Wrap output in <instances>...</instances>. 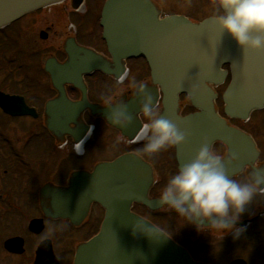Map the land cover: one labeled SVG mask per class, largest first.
Masks as SVG:
<instances>
[{
	"label": "flooded vegetation",
	"instance_id": "1",
	"mask_svg": "<svg viewBox=\"0 0 264 264\" xmlns=\"http://www.w3.org/2000/svg\"><path fill=\"white\" fill-rule=\"evenodd\" d=\"M105 1L62 0L0 28V73H4L0 74V93L12 96L15 100L4 101L9 103L12 110L22 112L13 114L6 111L0 101V252L7 258L21 260L23 264H34L37 248L43 240H50L59 264H74L79 246L99 231L106 208L97 201L89 205L85 216L77 223L69 218L52 216L51 191L68 188L76 173H93L99 164L131 154L149 165L152 181L148 197L159 199L168 177L179 168L177 148H169L153 156L142 154L150 133H146L143 127L148 121L142 114L138 116L139 100L136 106L138 110L129 114L132 121L127 126L128 133H124L121 128L109 126L103 113H94L89 107L75 121L68 123L67 126L73 133H56L50 128L49 103L60 97V91L55 87L51 74L46 71L45 64L51 58L58 63L67 64L70 61L67 51L70 40H74L78 46L93 50L105 60L106 70L94 68L82 73L89 103L103 108L102 96L109 89L114 94L122 95L128 103L133 100L131 84L135 81L145 83L146 88L154 94L153 104L160 115L164 110L162 88L154 82L145 58H130L121 60L120 64L115 63L103 38L101 26V12ZM152 1L160 16H165L156 2ZM51 37L55 41L53 44L41 46L42 41H48ZM9 38L11 42L7 43ZM51 48L56 50L54 55H50ZM47 54L49 57L45 59ZM41 58L45 60L41 62ZM41 63L44 65L38 67L41 69L37 74L21 73L30 67L36 68ZM223 69L227 71L224 81L213 86L217 93L215 108L230 126L251 136L258 150L255 158L232 176L239 181H246L250 172L258 170L264 173V144L259 140L264 133V116L254 121L253 113L248 120L231 118L225 114L222 95L231 77L230 65L225 64ZM63 86L70 101L83 100L84 91L80 87L72 82H65ZM178 111L185 116L198 112L199 109L191 103L187 94H181ZM251 123H254V129ZM106 127L118 132L125 146L124 150H119L111 157H102L100 154V150L104 149L102 139ZM77 142L84 144L83 155L75 153L74 146ZM210 147L224 161L232 160L228 146L221 140H215ZM131 209L187 248L197 261L206 264H231L238 260V264H264V217L260 221L257 215L250 217L244 213L239 223L246 226L247 231L237 240L233 239L232 234L227 240L231 241L232 247L243 251L233 255L231 250L224 248L211 249L210 243H205L203 239L198 242V236L201 235L196 228L189 237L191 242L185 246L175 230L168 232L157 222L172 220L171 215L179 217L167 205L151 209L143 202L135 201ZM149 212L152 217L148 216ZM35 219H42L43 222V229L39 232L30 228L31 221ZM210 231L211 235H217L215 230ZM15 237L21 238L17 243L20 250L6 249L5 242ZM215 258L219 259L216 261Z\"/></svg>",
	"mask_w": 264,
	"mask_h": 264
},
{
	"label": "water",
	"instance_id": "2",
	"mask_svg": "<svg viewBox=\"0 0 264 264\" xmlns=\"http://www.w3.org/2000/svg\"><path fill=\"white\" fill-rule=\"evenodd\" d=\"M59 1L62 0H0V27ZM101 24L115 63L137 56L149 62L153 79L164 92L161 116L188 134L187 142L177 147L180 166L194 157L205 138L209 146L215 140H223L230 155H235L234 160L224 161L230 176L254 159L257 154L254 142L216 113L213 103L216 95L207 82H221L226 75L221 66L230 63L232 81L224 94L225 112L231 117L247 119L254 109L264 107V53L245 52L230 35L213 24L211 17L199 23L181 15L160 19L151 0H107ZM67 51L70 54L67 64H59L54 58L46 62V70L60 91V97L49 103L50 128L56 133H73L67 125L86 107L94 113L106 114L104 108L87 100L82 76L94 68L106 70L105 60L74 40L67 43ZM65 82L80 87L84 91L83 100L70 101L63 86ZM182 92L190 96L199 112L179 115L178 99ZM4 99H15L0 96L6 111L22 113L12 110ZM138 104L137 100L129 101L128 113L137 111ZM122 130L128 133L127 127ZM75 137L79 139L78 135ZM151 181L149 165L127 154L98 165L93 173L75 175L67 190L51 191L53 217H68L77 223L92 201L102 203L107 209L101 231L79 247L76 264H202L169 237L150 240L139 231L133 236L134 222L141 217L131 211L132 202L142 201L154 209L161 207L159 199L147 196ZM30 228L41 231L42 220H33ZM17 243L18 239H10L5 245L11 251H19ZM34 264H58L49 241L38 247ZM232 264H238V260Z\"/></svg>",
	"mask_w": 264,
	"mask_h": 264
},
{
	"label": "clouds",
	"instance_id": "3",
	"mask_svg": "<svg viewBox=\"0 0 264 264\" xmlns=\"http://www.w3.org/2000/svg\"><path fill=\"white\" fill-rule=\"evenodd\" d=\"M212 8L211 21L222 33L230 35L245 52L264 53V0H212ZM131 89L133 100L140 101L138 116L142 114L148 121L143 127L150 134L142 154L153 156L187 142L188 134L159 114L145 83L134 81ZM101 106L109 126L122 129L131 123L122 95L109 89L102 96ZM83 145L77 142L74 146L77 155L84 154ZM235 158L233 155L232 159ZM257 195L264 196V173L250 172L246 181L232 178L222 157L205 138L194 157L168 177L159 194V203L189 221L198 232L215 230L223 234V240L227 234L237 240L247 231L239 222ZM138 231L150 240L158 241L161 236L170 238L164 230L141 218L134 222V237Z\"/></svg>",
	"mask_w": 264,
	"mask_h": 264
},
{
	"label": "rangeland",
	"instance_id": "4",
	"mask_svg": "<svg viewBox=\"0 0 264 264\" xmlns=\"http://www.w3.org/2000/svg\"><path fill=\"white\" fill-rule=\"evenodd\" d=\"M156 4L158 5L159 9L162 10L163 15L166 14H181L184 16H187L195 21H200L201 19L211 16L214 9L212 8V0H154ZM7 43L11 42V39L9 38ZM5 44L9 46L7 43ZM28 42V40H27ZM54 38L51 37L48 41H42L41 46L48 45L50 43H54ZM39 43V42H38ZM56 53V50L54 48L50 49V55H54ZM49 57V54L45 55V59ZM45 59L41 58V62H43ZM44 63H41L36 68L30 67L29 69L24 70V72L21 71L22 74L28 73V74H37V71L42 67ZM3 75L4 73H0ZM264 116V109L255 111L253 113V120L258 121L260 120L261 116ZM243 121H241L242 123ZM254 124V123H253ZM251 123V127L254 129V125ZM243 125V124H242ZM247 127V125H243ZM263 133V132H262ZM104 137L102 139V145L104 148L103 150H100V154H102V157H111L114 154L118 153L119 150H124L125 146L122 142V139L118 132H115L111 130L110 128H107L103 130ZM117 139L119 140V143H116ZM259 140L262 144H264V133L263 135L259 137ZM168 214V213H167ZM264 196L257 195L253 202L249 204L246 207L245 215H257V218H260L258 220L263 221L264 217ZM148 216L152 217L153 215L149 212ZM172 220L163 219L158 220L162 227H164L168 232L170 231H176L178 234V238H180L181 242L188 246L189 244V237L192 233V230L195 229L194 226L189 225L190 222L182 217H175L170 216ZM163 217H159V219H162ZM205 232H199L201 236H198V242L203 239L205 243H210L211 249H218V248H224L225 250H231L232 254L235 255L236 253H242L243 251L239 250V248L232 247L231 241H227L229 235L227 234L225 236L226 240H219L223 239V234L220 232L215 231L217 235H211L209 230H204ZM198 232V231H197ZM191 242V241H190ZM234 243V242H233ZM3 253L0 252V264H23V262L19 259L15 258H7L5 257ZM209 257V256H208ZM216 261L219 258H215Z\"/></svg>",
	"mask_w": 264,
	"mask_h": 264
}]
</instances>
